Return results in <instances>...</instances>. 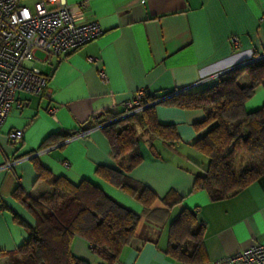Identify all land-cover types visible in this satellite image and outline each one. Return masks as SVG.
<instances>
[{"label":"crops","instance_id":"obj_1","mask_svg":"<svg viewBox=\"0 0 264 264\" xmlns=\"http://www.w3.org/2000/svg\"><path fill=\"white\" fill-rule=\"evenodd\" d=\"M65 1L80 19L97 20L104 31L60 59L37 51L50 95L19 92L0 128V264H11L9 255L29 237L15 214L30 224L36 221L16 194L37 198L52 191L39 178L37 163L74 184L86 179L99 186L110 198L102 212L125 207L139 215L136 236L115 264H189L167 253L169 225L184 208L194 211L203 224L207 262L264 243V178L217 201L205 191L190 192L197 171L184 166L178 151L180 144L189 147L200 135L194 124L204 112L163 101L178 91L207 88L222 73L253 59L256 51L263 53L264 0ZM82 2L87 3L85 9L79 8ZM233 37H238V44ZM102 69L106 81L99 76ZM140 90L160 96L155 101L159 122L175 125L182 139L171 146L139 129V135H145V143L140 142L143 161L130 175L159 197L170 189L185 196L182 203L150 217L133 197L95 174L98 165L119 168L95 116L122 115L124 103ZM257 94L254 106L245 104L247 110L263 104L264 91ZM49 107L57 109L54 116ZM17 129L22 139L12 142L8 134ZM131 156L126 154L125 162ZM7 160L11 168L4 167ZM95 220L89 215L85 224L91 226ZM72 248L90 264L104 262L81 237L74 238Z\"/></svg>","mask_w":264,"mask_h":264},{"label":"trees","instance_id":"obj_2","mask_svg":"<svg viewBox=\"0 0 264 264\" xmlns=\"http://www.w3.org/2000/svg\"><path fill=\"white\" fill-rule=\"evenodd\" d=\"M259 87L264 89V52L256 51L253 60L222 73L215 84L196 92H177L163 100L204 112L203 119L194 124L200 135L190 145L206 157V162L190 158L198 169L190 192L202 190L217 201L264 178V102L254 110L245 108ZM159 98L147 93L143 100L146 106L141 112L114 122L120 115L107 112L95 116V124L104 130L119 166L116 169L98 165L96 176L138 201L147 217L157 210L180 204L185 198L175 189L159 197L130 175L143 161L139 129L171 146L182 141L175 125L159 122L155 109ZM128 153L132 156L125 162L124 156ZM238 153H244L251 161L240 171L235 168ZM36 170L52 191L37 198L16 194L36 221L30 224L15 214V220L27 229L29 237L9 255L10 263L90 264L74 253L72 243L76 236L84 239L103 259L101 264L117 263L121 250L136 236L139 215L125 207L102 212L105 201L110 198L99 186L86 179L74 184L65 177L54 176L40 163L36 164ZM89 215L96 217L91 226L85 224ZM167 253L184 263H207L203 224L194 211L184 208L170 223Z\"/></svg>","mask_w":264,"mask_h":264},{"label":"built area","instance_id":"obj_3","mask_svg":"<svg viewBox=\"0 0 264 264\" xmlns=\"http://www.w3.org/2000/svg\"><path fill=\"white\" fill-rule=\"evenodd\" d=\"M86 7L87 3L82 2L79 8ZM103 31L99 21L80 19L78 12L65 0H38L33 10L21 5L20 0H0V128L19 92L50 95L37 51L60 59L98 38ZM233 42L238 44V37H233ZM90 59L99 62L97 58ZM31 60L33 64L27 66L26 62ZM99 76L102 81L107 80L103 69ZM147 93L140 90L133 99L126 101L124 113L112 122L141 112L146 106L143 100ZM56 111L55 107L48 108L52 116ZM22 136L20 129L8 134L12 142L21 140ZM4 167L11 168L12 162L7 160ZM202 264H264V243L252 244Z\"/></svg>","mask_w":264,"mask_h":264},{"label":"rangeland","instance_id":"obj_4","mask_svg":"<svg viewBox=\"0 0 264 264\" xmlns=\"http://www.w3.org/2000/svg\"><path fill=\"white\" fill-rule=\"evenodd\" d=\"M38 0H20V4L21 5H26L29 6L32 10L34 9V4L35 2ZM39 54V53H38ZM33 64V60L26 62L27 66H31ZM259 91H264V89L262 87L257 88L256 92ZM257 99H258V94L256 96H253L252 98H250L249 100H247V105L249 106H254L257 103ZM144 134L140 135L141 138V142L144 144ZM180 151H178L180 153V158L182 159V162L184 164V166H187L188 168H191L192 170L194 169L195 171H198L197 166L194 165L190 159H186L188 156V158H193L195 160H197L198 162H206V157L204 155H202L198 150H196L194 147H192L191 145L188 146H183L182 144H180ZM178 157V156H176ZM184 157V158H182ZM171 158V157H168ZM250 159L248 156H246L244 153H238L236 155V162H235V168L237 171H240L242 168H244L247 165H250Z\"/></svg>","mask_w":264,"mask_h":264}]
</instances>
